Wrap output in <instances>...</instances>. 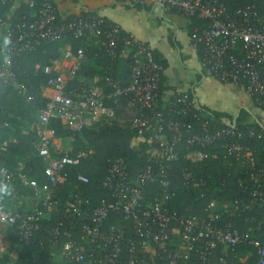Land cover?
Segmentation results:
<instances>
[{"label": "built area", "instance_id": "1", "mask_svg": "<svg viewBox=\"0 0 264 264\" xmlns=\"http://www.w3.org/2000/svg\"><path fill=\"white\" fill-rule=\"evenodd\" d=\"M157 2L167 11L206 20L207 26L195 40V45L203 46L201 61L205 74L222 84L241 88L253 105L264 108V4L249 5L231 13L217 0ZM9 3L10 0H0V5ZM29 6L30 18L21 19L14 27L0 21L8 57H18L71 33L76 38L88 39L87 42L95 40V45L112 52L114 60L116 49H122L121 57H127L129 49H133V63L128 85L106 80L109 94L98 79L88 82L79 78L86 61L84 48L77 54L69 49L67 55L74 61L64 72L45 68V74L49 75L45 89L50 92L43 94L48 101L39 113L33 146L45 164L46 182L41 186L35 180L27 181L41 205L31 212L0 211V226L18 230L21 241L28 244L39 231L40 222L57 205L55 186L65 182L67 169L79 166L81 155H72L57 143V131L50 127L52 122L67 126L73 133L70 139L75 142L76 134L116 121V110L106 101L116 103L122 99L134 112L131 129L149 144L148 166L131 176L124 160L111 161L103 187L112 201L103 200L95 207L91 212L93 225L85 226V237L93 248L88 250L74 241L65 243L61 254L64 264H232L223 258L216 260L214 250L239 245L252 246L258 255L257 264H264L262 223L252 230L256 232L254 235L250 231L242 233L232 223L221 224L224 213L234 217L264 207V166L254 151L241 143L243 136L236 126L220 127L199 108L196 100L183 94L170 97L166 91L162 92L163 69L156 62L151 46L124 36L122 29L106 18L82 14L59 22L58 9L51 1L32 0ZM15 83L16 75L8 58L0 68V87ZM18 87L22 94H27L25 87ZM249 136L264 138L263 133L254 131ZM181 156L189 164L232 158L235 174L239 175L236 184L248 200L236 198L226 204L208 198L211 186L205 178L196 177L187 167L176 168ZM14 178V171L2 169L0 190H10ZM79 180L88 183L84 176ZM179 182L188 189L202 191L201 197L208 200L205 218L177 219L167 209L166 203L177 196L174 186ZM149 189L154 194L151 202L146 201ZM82 205L81 197L76 195L66 212L79 218L83 215ZM111 214L132 225L137 239H126L124 226H113L105 232ZM174 222H178V227ZM53 236L55 239L60 236L59 228L54 229ZM124 242L126 245H122Z\"/></svg>", "mask_w": 264, "mask_h": 264}, {"label": "trees", "instance_id": "2", "mask_svg": "<svg viewBox=\"0 0 264 264\" xmlns=\"http://www.w3.org/2000/svg\"><path fill=\"white\" fill-rule=\"evenodd\" d=\"M42 0H37L40 2ZM223 4L231 13L249 5H263L264 0H217ZM19 7L14 8L16 3ZM21 3V4H20ZM144 7L142 4L138 7ZM145 8V7H144ZM147 10V9H146ZM173 14H177L172 12ZM31 8L29 3L24 0H10L7 5H0V21L7 22L14 27L21 19L30 18ZM69 19V18H68ZM59 22L62 19L58 13ZM190 25L188 33L192 44L196 47L200 58L203 55V46L195 45V40L200 32L207 26L208 22L201 17L194 16L189 18ZM124 36H129L123 33ZM76 38L71 33L63 36L60 41L43 44L40 48L22 53L18 57H8L6 54V40L4 34L0 38V68L8 58L12 61V71L16 75L15 84H3L0 87V171H14L15 178L11 189L1 188L0 190V211L4 212H24L19 207L21 196H25L26 188L21 183V175L25 174L31 180L41 184L46 182L44 174L45 164L36 152L33 142L36 138V125L39 113L45 108L47 99L43 96L49 75L45 74V68L54 67L59 63L64 52L69 48L73 54H77L81 48L86 49V61L83 64L79 78L99 80V85L106 94L110 93V87L106 80L112 79L114 82L128 85L133 63V49H129L127 57H121L122 49H116V58L113 59L112 52L95 45V40ZM156 62L162 67L161 91L168 90L167 79L164 70L168 64L156 51H153ZM17 84V85H16ZM18 86L25 87L27 94H22ZM33 97L29 100L28 97ZM190 99H194L193 94H189ZM106 103L115 108L117 120L111 123H103L96 127L85 130L81 134H76L72 155L81 156L79 166L67 169V178L64 183L58 184L54 188L55 200L57 205L40 222L39 231L34 238L25 244L21 241L19 232L10 229L8 239L13 245H19L20 251L16 256L5 252L0 256V264H57L53 258V245L56 243L58 254L62 252L63 246L69 241L81 243L86 249L90 250L93 245L89 243L86 236L85 226H92L91 212L103 200L112 201L109 192L103 187V181L108 174L111 161L116 158L124 160L130 175L139 172L140 169L148 166L149 155H147L149 144L146 139L139 138L131 129L134 112L129 110L124 100H107ZM199 106V105H198ZM258 107V106H256ZM120 108L131 114V118L122 117ZM199 108L208 113L220 127H226L224 119L233 117L210 111L205 107ZM262 110L264 108L258 107ZM121 118V119H120ZM51 128L56 129L57 137H71L73 133L61 122H52ZM236 128L243 136V145L249 146L254 151L256 157L264 166V138L257 139L249 136L250 131L256 134L263 133L264 125L249 113L242 111L237 119ZM232 158L224 161L209 159L198 164H189L182 156L176 163V168L187 167L192 174L198 178H205L211 186L208 198H217L221 203L230 204L234 199L240 198L248 200L242 194V189L236 184L238 174ZM22 165V172L18 174V168ZM239 169H237V173ZM80 176L88 179V183H82ZM177 196L166 203L167 209L175 213L178 219L181 216H196L205 218L207 213L205 208L208 200L201 197L202 191L188 189L179 182L176 184ZM31 190V188H29ZM28 189V190H29ZM152 189L147 190V202L154 199ZM33 195V194H32ZM35 195V192H34ZM78 195L83 201L81 217H72L67 211L68 203ZM41 202H38V207ZM31 212V211H29ZM232 223L242 233L251 232L259 223H262L264 232V207H256L252 211L244 212L241 215L231 217L229 213H224L221 224ZM178 227V222H174ZM124 226L126 239H137L133 226L124 222L118 215L111 214L109 221L105 225V232L111 227ZM59 228L60 236L55 239L53 231ZM256 233V232H255ZM177 235V233H176ZM177 240V236H174ZM262 238V237H260ZM122 245H126L124 242ZM98 253L99 250L97 251ZM216 260L221 258L232 262V264H257L258 255L252 246L239 245L237 247H224L214 250ZM125 255L123 256V259ZM121 260V262L123 261ZM59 264H64L63 261Z\"/></svg>", "mask_w": 264, "mask_h": 264}, {"label": "crops", "instance_id": "3", "mask_svg": "<svg viewBox=\"0 0 264 264\" xmlns=\"http://www.w3.org/2000/svg\"><path fill=\"white\" fill-rule=\"evenodd\" d=\"M24 1L29 3L32 0ZM48 1L54 3L62 19L82 14L99 15L106 18L110 23L118 25L123 33L149 44L153 51H156L167 61L168 66L164 70V75L169 89L165 91L170 97L175 94L188 96L191 93L199 106L210 111L231 116L232 119L237 118L242 111H245L249 113L250 119L255 117L264 125V110L253 105L251 99L241 88L230 84H222L205 74L201 58L188 33L189 18L165 10L157 0ZM140 4L145 8L138 7ZM18 5L17 2L14 8L20 6ZM2 35L3 29L0 28V38ZM68 51L69 48L64 52L59 63L52 67L55 72H64L74 61L73 58L67 55ZM81 79L88 82L97 80V78L92 80ZM49 92L44 89L43 94ZM61 124L64 125L62 122ZM57 143L64 148V145L68 143L72 145L74 142L71 141L70 137H57ZM21 168H23L22 165L18 168L19 175L22 172ZM22 175L26 177V180L22 179ZM22 175L20 180L23 187L27 189V194L20 198L21 203H23L21 208L24 211H32L38 205L34 202L35 191L27 185V181L31 179L25 174ZM35 197L37 198V196ZM8 232L9 230L0 226L1 254L11 249L18 248L19 251L21 248L9 241ZM54 252L58 254L55 249L53 250V256Z\"/></svg>", "mask_w": 264, "mask_h": 264}, {"label": "rangeland", "instance_id": "4", "mask_svg": "<svg viewBox=\"0 0 264 264\" xmlns=\"http://www.w3.org/2000/svg\"><path fill=\"white\" fill-rule=\"evenodd\" d=\"M120 112L121 113H123L124 115L122 116V117H124V118H131V114H129V113H127V112H125L124 110H122L121 108H120ZM121 119V118H120ZM65 147H64V149L65 150H67V151H70L71 152V150H73V147H74V144L72 143V145H71V143H68V144H66V145H64ZM79 155H83L82 153L81 154H79ZM34 199H35V203H38L39 202V200L34 196ZM38 201V202H37ZM25 203V202H24ZM22 205H23V203H21L20 205H19V207H22ZM26 206L28 205V204H25ZM6 245H10V244H6ZM56 245V243H54V245H53V250H55L56 249V251H58V249H57V247L55 246ZM20 251V250H19ZM18 248L17 249H11V250H8V252L9 253H12V255L13 256H16V254H18ZM62 252L61 253H59V254H57V253H55L54 252V259H55V261L54 262H56L57 264H58V262L60 263L61 261H63L62 259H63V257H62Z\"/></svg>", "mask_w": 264, "mask_h": 264}, {"label": "water", "instance_id": "5", "mask_svg": "<svg viewBox=\"0 0 264 264\" xmlns=\"http://www.w3.org/2000/svg\"><path fill=\"white\" fill-rule=\"evenodd\" d=\"M237 119H238V117L237 118H234V119H228V118H225L224 119V123H225V125L227 126V127H235L236 126V124H237Z\"/></svg>", "mask_w": 264, "mask_h": 264}]
</instances>
